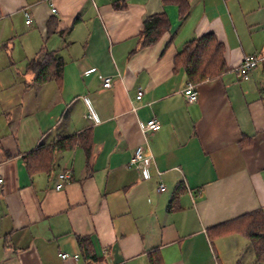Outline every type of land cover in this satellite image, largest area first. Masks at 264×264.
<instances>
[{
	"label": "crops",
	"instance_id": "obj_1",
	"mask_svg": "<svg viewBox=\"0 0 264 264\" xmlns=\"http://www.w3.org/2000/svg\"><path fill=\"white\" fill-rule=\"evenodd\" d=\"M188 1L182 21L162 0H0V264H259L237 234L264 211V64L249 80L236 69L264 52V0ZM154 15L171 27L142 48ZM209 33L228 69L195 84L180 56ZM47 52L63 77L34 84L28 64ZM82 133L50 173L28 172V154ZM140 145L149 179L131 165Z\"/></svg>",
	"mask_w": 264,
	"mask_h": 264
},
{
	"label": "trees",
	"instance_id": "obj_2",
	"mask_svg": "<svg viewBox=\"0 0 264 264\" xmlns=\"http://www.w3.org/2000/svg\"><path fill=\"white\" fill-rule=\"evenodd\" d=\"M162 1L164 4L177 5L180 9L182 21L190 12V2L188 0ZM169 25L170 22L166 15L149 17L145 21L144 30L140 35L141 47L154 45L163 33L171 27ZM49 31H52L51 27ZM180 57L185 66L188 80L195 84L221 76L228 69L224 57V46L212 33L189 42ZM28 70L34 75V84L43 85L51 81H58L63 77L64 62L61 58H57L56 53L47 52L43 57H37L30 61ZM86 134L59 138L55 139L56 141L50 145H41L25 157L28 172L32 175L40 172L50 173L55 164L56 154L74 149L77 142L83 137V139L88 140ZM241 219L245 225L244 234L250 239L253 246L256 262L264 264V211L250 213ZM85 241V238L79 237L80 244H84ZM152 264L162 263L160 260H156V263L152 262Z\"/></svg>",
	"mask_w": 264,
	"mask_h": 264
},
{
	"label": "built area",
	"instance_id": "obj_3",
	"mask_svg": "<svg viewBox=\"0 0 264 264\" xmlns=\"http://www.w3.org/2000/svg\"><path fill=\"white\" fill-rule=\"evenodd\" d=\"M31 17L27 15V24L30 25ZM264 64V52L246 56L242 60V63L239 64V67L236 69L237 74L240 78L244 80H249L252 72L259 66ZM102 82L105 88H111L113 86V79L111 77H102ZM185 95L190 102H195L198 100L199 92L196 89V86L190 83L185 91ZM144 92L142 89H139L137 100L141 101L143 98ZM161 124L157 119H152L145 125L142 130L143 133H151L160 129ZM153 163V156L148 155L146 149L143 145H140L136 148L133 158L131 160V165L135 167L138 171H141L145 179H149L151 174V167ZM72 173L70 171L61 172L58 176V185L57 189H62L66 183L72 180ZM3 182V179L0 177V183ZM166 186L162 183L159 185V192H164ZM63 258H68L67 255H63Z\"/></svg>",
	"mask_w": 264,
	"mask_h": 264
},
{
	"label": "rangeland",
	"instance_id": "obj_4",
	"mask_svg": "<svg viewBox=\"0 0 264 264\" xmlns=\"http://www.w3.org/2000/svg\"><path fill=\"white\" fill-rule=\"evenodd\" d=\"M18 68H20V70H21V69H24V66L23 67L22 66H19ZM244 228H245L244 223H241V225H239V227H238L240 234H237V235L239 236V238L241 237V239H244L243 236H242V234H241L242 233V229H244Z\"/></svg>",
	"mask_w": 264,
	"mask_h": 264
}]
</instances>
